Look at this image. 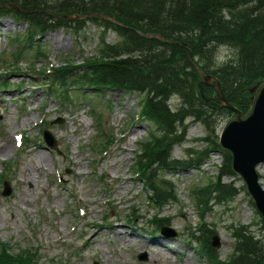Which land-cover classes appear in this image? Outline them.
<instances>
[{"label": "rangeland", "instance_id": "1", "mask_svg": "<svg viewBox=\"0 0 264 264\" xmlns=\"http://www.w3.org/2000/svg\"><path fill=\"white\" fill-rule=\"evenodd\" d=\"M13 21L14 16L10 14L0 18V59L5 58V62H0V73H5L11 63H17L26 72L10 74L4 78L9 87L0 89V148H4L0 152V172L4 162L14 164V172L8 179L12 192L5 197L0 194V238L3 241L9 242L16 251L28 245L38 247L40 264L51 258L67 264H154L156 259L164 264L166 257L154 260L151 247L143 249L136 244L138 240L159 242L157 238L162 236H158L150 223L157 214L167 217L168 225L177 231L174 238L161 241L172 253L168 256L169 264L206 263L195 250L198 241L193 238L201 222H205L207 231L216 229L220 247L215 250L221 261L234 252L235 225L250 226L252 232L264 240V220L244 188L232 201L210 202L211 208L204 209L202 214L192 198L195 185L216 179L223 160L221 152L210 151L207 159L197 166L159 167V177L175 182L178 200L160 209L149 203L148 190L136 176L134 167L136 152L140 149L138 142L156 127L139 117L142 96L138 92L95 93L73 89L78 102L65 106L47 89L38 86L48 79L37 77L43 67L59 66L64 61L80 64L86 57L98 54L99 30L92 22L88 21L76 36L63 27L49 29L39 36L37 41L45 50L44 59L16 61L10 57V62L6 63L15 49L12 38L23 35L28 25ZM55 32L62 37L60 41L52 39ZM118 38L114 31L108 32L109 42ZM29 55L32 56V52L25 58ZM30 65L34 68L30 69ZM0 82L3 81L0 79ZM18 82L21 89L16 88ZM171 105L173 109L180 106L178 96H173ZM94 107L100 115L103 113V120L100 118L107 126L105 135L114 134L112 140L117 138L112 146L107 140L106 154L103 151L108 148L98 145L102 136H99L101 129L97 122L99 113L93 111ZM57 118L61 121L54 122ZM225 120L218 123L217 132L221 131ZM46 121L50 122L46 124ZM187 124L186 140L173 146L174 158L191 160L196 153L188 155L186 150L203 151L206 147L207 143L201 140L207 135L206 126L192 118ZM43 127L57 138L60 152L42 141ZM16 133L24 136L21 145L15 141ZM93 139L97 143L93 144ZM31 149L41 154L40 160ZM38 165L41 166L38 179L29 181L24 169ZM259 171L264 185V164H260ZM223 180L230 182L232 177ZM235 181L238 186L244 185L239 176ZM3 188L4 183L0 182V190ZM134 208L141 216L136 223L128 220ZM113 225H119L122 233L133 236L136 242L121 240V232L111 231ZM89 231H100L96 236L99 243L89 244ZM206 235L211 237V234ZM142 253L147 259H139Z\"/></svg>", "mask_w": 264, "mask_h": 264}, {"label": "trees", "instance_id": "2", "mask_svg": "<svg viewBox=\"0 0 264 264\" xmlns=\"http://www.w3.org/2000/svg\"><path fill=\"white\" fill-rule=\"evenodd\" d=\"M0 2L8 6L0 9V13H13L19 19L30 21L40 31L61 26L78 32L84 28L86 19L68 20L63 15L95 12L97 15L90 19L91 22L104 32L112 29L118 34L119 40L115 43L102 39L99 57L86 60L80 65L83 72L78 73L76 68L78 75H75L83 85L136 91L142 96V116L156 129L141 141L136 165L154 204L160 206L177 199L176 184L171 179L159 177V167L197 166L210 151L222 153V165L215 180L193 188L191 195L196 205L207 210L211 201H232L239 194L243 187H238L235 180L223 181V177L235 178L236 174L231 155L220 146L217 132L218 123L233 112L219 105L214 87L201 82L197 66L215 75L225 96L246 111L253 98L250 88L264 81V0ZM14 4L25 10L34 9V12L27 14L10 8ZM99 13L108 14L110 18H102ZM28 39L32 45V37ZM220 45L234 49L235 56L227 65L216 68L212 55ZM56 77L60 83L66 82V76L59 71ZM173 96L180 99L176 109L170 103ZM189 118L206 126L207 135L201 140L207 144L203 151L188 149L189 155L196 153L191 160L176 159L172 154L173 146L186 140ZM105 143L107 141L98 145ZM164 224L160 220L158 227ZM214 232V228L208 229V234ZM203 233L201 231L199 237L202 252L209 258L217 257L210 238ZM234 236V252L222 261L224 264H264V240L258 238L250 226H236ZM0 264H38V257L28 250L14 253L7 244L0 242Z\"/></svg>", "mask_w": 264, "mask_h": 264}, {"label": "water", "instance_id": "3", "mask_svg": "<svg viewBox=\"0 0 264 264\" xmlns=\"http://www.w3.org/2000/svg\"><path fill=\"white\" fill-rule=\"evenodd\" d=\"M198 71L202 75L204 83L214 82L213 85L220 104L234 112V115L226 121L222 128L220 144L230 153L234 172L245 181L247 191L264 219V186L260 182L257 170L260 164H264V82L255 89L249 109L243 112L225 97L220 82L215 76L204 74L200 68ZM45 134L47 142L56 148L55 139L49 132H45ZM162 232L165 235H174L168 228H164ZM212 245L215 247L220 245L217 236L214 237Z\"/></svg>", "mask_w": 264, "mask_h": 264}, {"label": "bare ground", "instance_id": "4", "mask_svg": "<svg viewBox=\"0 0 264 264\" xmlns=\"http://www.w3.org/2000/svg\"><path fill=\"white\" fill-rule=\"evenodd\" d=\"M6 25V24H5ZM107 36L105 34H102L101 35V39H105ZM61 36L55 32L53 35H52V39L55 40V41H60L61 40ZM4 148H0V152L3 150ZM8 150V147L5 148V151ZM30 151L33 152V155L34 156H38V160H40V157H41V154L39 152H37L35 149H31ZM39 163V162H38ZM26 171V178H28L29 181H31V179L33 178V180L35 179H38V173L39 171L41 170V166L38 165L36 167L32 166L30 169H24ZM119 225H113L112 228H111V231L113 233H116V232H121L119 234L120 235V239L127 242V241H130V242H136L135 241V238L133 236H130L128 233H122L121 229L118 228ZM120 227V226H119ZM100 233V231L96 232V233H92L89 231V239H90V242L89 244H97L99 243V241L97 240L96 236ZM157 240L159 242H153V243H150V242H144V241H140L138 240V242H136V244L140 247V248H143V249H147L148 247H151V249L153 250V254H152V257L153 259L155 260L156 258H159L160 259V256L161 257H166V261L164 262V264H169V260H168V256L171 255V251L170 249L167 247V245L161 243L162 241V238H157ZM156 243H159V244H156ZM154 264H162V263H159V261L156 259V261L154 262Z\"/></svg>", "mask_w": 264, "mask_h": 264}, {"label": "clouds", "instance_id": "5", "mask_svg": "<svg viewBox=\"0 0 264 264\" xmlns=\"http://www.w3.org/2000/svg\"><path fill=\"white\" fill-rule=\"evenodd\" d=\"M235 50L227 45H220L212 55V63L216 68H221L234 60Z\"/></svg>", "mask_w": 264, "mask_h": 264}]
</instances>
